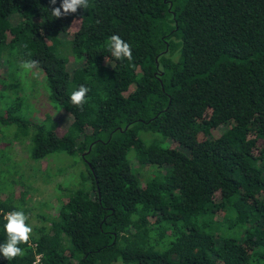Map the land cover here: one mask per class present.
Instances as JSON below:
<instances>
[{
  "label": "trees",
  "instance_id": "16d2710c",
  "mask_svg": "<svg viewBox=\"0 0 264 264\" xmlns=\"http://www.w3.org/2000/svg\"><path fill=\"white\" fill-rule=\"evenodd\" d=\"M60 3L0 0V83L36 61L65 131L48 114L7 119L20 102L0 119L26 130L32 160L78 156L80 183L0 264H264V0H89L55 18ZM112 35L130 60L111 56ZM17 177L0 194V244L4 215L34 205Z\"/></svg>",
  "mask_w": 264,
  "mask_h": 264
},
{
  "label": "rangeland",
  "instance_id": "374dc122",
  "mask_svg": "<svg viewBox=\"0 0 264 264\" xmlns=\"http://www.w3.org/2000/svg\"><path fill=\"white\" fill-rule=\"evenodd\" d=\"M2 58L4 65L0 66V70L7 74L10 72L7 59L4 56ZM17 62L20 64L18 65ZM17 62H14V69L7 78L9 84L0 83V116H7L8 107L12 106L13 103L20 102L17 108L8 113L7 119L17 116L24 120H30L31 123L50 125L49 120L43 119V116L48 114L51 119L57 121L56 128L65 131L68 123L66 119L70 115L64 112L65 110L59 104L48 99L49 90L44 73L37 66L32 70H25L21 67L25 61L17 60ZM2 71L0 74H3ZM28 130L34 131L31 124ZM25 132L26 130H19V125L16 122L8 123L0 119V194L17 187L20 183L17 176L21 172L29 176L31 180L29 179L27 182L30 183V187L24 199L27 200L25 206L34 204L30 208L31 210L26 212L29 217L27 223L32 226V224L39 225L42 222L38 214L55 212L59 202L57 198L59 194L66 196V193L78 187L80 183L79 167L82 166L77 164L78 156L58 151L50 152L43 158L32 160L30 155L32 139L28 134H24ZM166 143L175 145L171 139H167ZM129 155L131 156V151ZM149 172L148 167H140L142 181L146 179ZM15 192L12 198L14 199L13 202L17 203L18 195ZM45 202L48 204L45 205ZM16 205L20 206L19 203Z\"/></svg>",
  "mask_w": 264,
  "mask_h": 264
},
{
  "label": "clouds",
  "instance_id": "9594fccd",
  "mask_svg": "<svg viewBox=\"0 0 264 264\" xmlns=\"http://www.w3.org/2000/svg\"><path fill=\"white\" fill-rule=\"evenodd\" d=\"M50 4L55 6L57 0H49ZM89 0H61L59 7H52L51 14L55 18L66 16L69 13H76L78 9H88ZM109 50L111 56L116 60L131 59L132 50L131 45L123 40L119 35H112L110 37ZM37 62L28 60L21 64L25 70H32L36 67ZM89 89L81 85L77 90L71 93V103L77 107L83 105L85 97ZM29 217L22 210H14L4 215V230L7 233V239L3 244H0V254L7 261L14 260L17 256L23 254V249L19 247L20 244H26L33 231L32 227L27 223Z\"/></svg>",
  "mask_w": 264,
  "mask_h": 264
},
{
  "label": "built area",
  "instance_id": "2783aa9c",
  "mask_svg": "<svg viewBox=\"0 0 264 264\" xmlns=\"http://www.w3.org/2000/svg\"><path fill=\"white\" fill-rule=\"evenodd\" d=\"M39 256H40L39 254L35 255V259L33 261L34 264H39Z\"/></svg>",
  "mask_w": 264,
  "mask_h": 264
}]
</instances>
